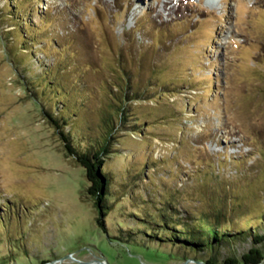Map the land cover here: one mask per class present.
Masks as SVG:
<instances>
[{
    "label": "rangeland",
    "instance_id": "obj_1",
    "mask_svg": "<svg viewBox=\"0 0 264 264\" xmlns=\"http://www.w3.org/2000/svg\"><path fill=\"white\" fill-rule=\"evenodd\" d=\"M10 8L32 20L33 64L2 20ZM41 67L72 95V131L87 144L105 133L103 113L114 120L106 169L144 178L116 188L123 200L102 225L84 168L26 78ZM170 195L188 227L244 233L212 264L264 233V0H0V264H207L203 251L124 238H141L121 229L136 226L133 204L144 219Z\"/></svg>",
    "mask_w": 264,
    "mask_h": 264
},
{
    "label": "trees",
    "instance_id": "obj_2",
    "mask_svg": "<svg viewBox=\"0 0 264 264\" xmlns=\"http://www.w3.org/2000/svg\"><path fill=\"white\" fill-rule=\"evenodd\" d=\"M11 8L8 10L9 13L4 16L2 20L7 21L8 24L13 26L14 30H16L15 37L10 36L12 44H16V46L19 45L21 52L26 51L27 62L33 64L35 63V55L34 51H32L33 47H31V45L36 42L37 36H35L34 39H28V36L30 35L28 28L30 27H27L32 20L27 16L28 20L26 18L25 21H21L24 20V18H22L24 17V14L19 16L18 8H13L12 10ZM40 13L42 12H38V15H40ZM40 52L44 57L48 56L44 47H41ZM42 62H44L43 59ZM37 65L40 68V65ZM42 70L43 74L37 75L38 73H36V75L26 78L28 79V83L35 87L34 92L38 91L43 104L46 107L50 106L52 111H54V113L51 111L46 113V117L55 127L57 134L60 135L64 142L67 155L75 159L76 163L84 168L86 177L90 182L87 193L92 199H94L95 207L99 213L97 221L102 225L103 221L101 215H107L112 210L111 208L113 205H110V201L116 200V203H118L123 200V197L118 193V190H126L128 187L133 189L135 185H138L144 178L141 177L138 180L134 178L132 179L128 173L121 174L118 178L117 174H113L106 169L103 159L107 154L112 152L111 135L115 127L114 120L109 119L111 117L107 115L108 113H103V122L106 125L105 133L91 139L87 144L86 139L81 137L77 132L72 131L74 125L73 119H75L77 113L80 112L78 110L79 107L77 108V106L74 105L72 95L64 85L57 82V74L53 69L49 68V70L45 69L44 71V68H42ZM75 80L74 83H78L77 86H79L77 89L81 90L82 94H80L84 96L83 83H79L78 78L76 77ZM132 89L133 86L129 84L128 92L125 97L126 99H137L139 97V92L137 90L133 91ZM63 99L67 100V102H64ZM125 106L126 105H123L121 107L118 105L114 109L115 119L119 116L121 123L125 121V115H123V112L128 108ZM66 128H69V131H65ZM125 176L128 177L126 178L127 180H125ZM121 178H124V181L119 180ZM133 180L135 183L131 182ZM116 188L119 189L116 191ZM146 189H148L147 186ZM176 204L178 205L174 197L170 195L166 199L165 205H160L158 209L155 208L159 213H155L154 211L151 212V209H148L147 211L150 213L145 215L146 218L144 217V219H142L138 213L140 208L133 204V212L127 214V217L137 220L135 223L136 226L130 229L121 227V229L123 232L127 231V234L130 235L133 232H139L141 233V238H124L129 241L151 238L158 244L171 247L172 251H175L174 249H176V251H178L177 249L184 250V253H181L183 256L203 251L205 254L211 256L210 259L205 262L207 264H212L213 261L214 263L218 261L217 256L220 254L218 250L221 246H224L226 249H231L233 244L241 241V238L244 236V233L242 232L233 234H230L229 232L220 233L219 225L207 224L206 226H198L195 224L190 228L178 219L180 218V214L176 209ZM221 216H224V214ZM259 219L264 221V217H260ZM181 226L184 227L181 228ZM253 236H255L254 245L247 252H244L240 259H236V257L230 255L225 258L223 264H262L264 261V251L257 245L264 241V233L260 234L257 231Z\"/></svg>",
    "mask_w": 264,
    "mask_h": 264
},
{
    "label": "bare ground",
    "instance_id": "obj_3",
    "mask_svg": "<svg viewBox=\"0 0 264 264\" xmlns=\"http://www.w3.org/2000/svg\"><path fill=\"white\" fill-rule=\"evenodd\" d=\"M185 1H187V0H185ZM171 4H172V2H170V1H166V2L164 3L165 6H169V5H171Z\"/></svg>",
    "mask_w": 264,
    "mask_h": 264
},
{
    "label": "water",
    "instance_id": "obj_4",
    "mask_svg": "<svg viewBox=\"0 0 264 264\" xmlns=\"http://www.w3.org/2000/svg\"><path fill=\"white\" fill-rule=\"evenodd\" d=\"M50 124L52 125V123L50 122ZM53 126V125H52ZM54 127V126H53ZM102 264V263H101Z\"/></svg>",
    "mask_w": 264,
    "mask_h": 264
}]
</instances>
